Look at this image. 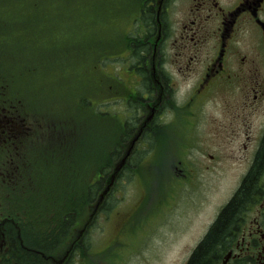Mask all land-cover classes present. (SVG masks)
Returning a JSON list of instances; mask_svg holds the SVG:
<instances>
[{"label":"rangeland","instance_id":"374dc122","mask_svg":"<svg viewBox=\"0 0 264 264\" xmlns=\"http://www.w3.org/2000/svg\"><path fill=\"white\" fill-rule=\"evenodd\" d=\"M182 1L183 4H176L171 0L178 13L184 15L190 0ZM16 3L18 11L14 9ZM134 11L133 3L127 0H13L11 3L0 0V75L5 81L8 95L16 102L18 98L22 100L23 110L31 116L34 124L31 125L34 131L22 158L24 174L35 173L32 170L35 167H38L37 175H42V170L51 172L55 167L67 168L73 171V175L76 171L77 174H83L84 166L87 173H95L97 177L99 171L96 168L103 162L101 157L105 151L110 148L114 150L117 140L121 142L126 130L124 125L129 120L134 121L137 108H129L121 101L117 109L119 114L115 115L112 104L116 102L111 100V91L103 95L102 88L95 84L97 70L106 77L108 64L102 66L91 60L86 64V72L84 61L93 57L92 44H95L98 49L104 50L103 53L106 52L104 48L114 52L120 50L112 59L118 68L126 63L128 59L126 55L121 56L124 53L121 47L125 46V34L134 29ZM175 25L180 26L178 22ZM140 32L142 37L146 35V30L141 29ZM252 46L253 42L247 44V37L243 35L241 55H247ZM171 52L174 53L173 50ZM95 55L98 59L96 52ZM207 56V51L200 47L193 66L200 67ZM260 68L264 76V59ZM172 76L175 86L178 85L184 91L185 97L189 96L194 74L181 77L174 71ZM107 83L108 80L104 85L107 86ZM247 84L251 85V80L237 75L233 85L238 91L233 100L240 103L244 99L242 88ZM121 88L123 90L124 86L120 85ZM255 93L257 85L254 82L248 97L250 106L242 114L248 115L250 120L257 115V101L253 98ZM174 97L179 99L177 93ZM137 99L140 100V97ZM144 103L147 101L144 100ZM128 110L130 115L126 118L122 114ZM259 115H264V109ZM169 119L168 113L165 121ZM56 128L57 139L59 131L65 132L66 139L55 140ZM137 134L138 131L128 138L124 149L132 145ZM167 137L170 140L169 134ZM67 142L70 145H67L68 149L63 155L55 144L64 145ZM162 144V141L159 140L158 144V139L149 135L143 146L147 148V154L134 151L133 156L136 155L137 159L144 155L142 163L137 170L127 173V178L123 176L120 179L112 198L111 210H98L95 213L93 226L86 239L89 246L85 251L82 246L75 253L72 264L186 263L217 212L216 204L221 202L231 189L230 184L236 180L237 174L232 172L230 166L239 162L237 156L240 151L237 147H230L226 152L205 149L198 155L197 165L192 167L194 162L190 165L181 162L183 157L177 154L178 151L175 152L174 147L171 151L166 143L162 150ZM129 148L130 154L133 148ZM127 151L120 148L118 159L109 164L111 174L117 163L126 161L129 155H126ZM215 151H220L222 157L215 155L218 161L213 164L209 153L214 154ZM174 157L176 164L171 161ZM46 163L48 165H43ZM222 167H226L228 174ZM191 169L196 170L194 180L177 178H188ZM87 179L84 177L82 182ZM90 179L94 180L91 176ZM12 187V190L18 189V194L8 190L3 196L7 214L11 216L5 228L18 224L22 231L12 227L16 238L19 233L25 238V228L35 224H38L37 228L42 225L44 229L60 230L56 224L48 227L44 223L45 219L53 215L49 218L44 214L31 218L34 222L42 223L27 224L30 217L24 213L32 209L14 205L12 198L22 197L23 192L35 188L30 178L24 176L22 181L12 184ZM210 199L214 201L211 203ZM21 201L24 203V200ZM88 204L78 209L75 223L63 231L69 236L65 237V234L64 239L56 243L60 244L58 256L70 247L74 232L77 234L92 215L95 203ZM59 220H62L60 215Z\"/></svg>","mask_w":264,"mask_h":264},{"label":"flooded vegetation","instance_id":"af4514ba","mask_svg":"<svg viewBox=\"0 0 264 264\" xmlns=\"http://www.w3.org/2000/svg\"><path fill=\"white\" fill-rule=\"evenodd\" d=\"M174 1L183 4L182 0ZM154 18L157 28L150 39L151 51L145 65L151 87H142L141 94H138L140 91L136 84H127L119 73L114 72L116 76H112L109 86L112 102H116L112 104V112L119 114L117 109L121 101L138 111L134 117V129L131 132L124 130L122 136L126 135L127 139L120 142L122 150L127 151L131 144L127 149L123 145L138 131V139L131 147L133 150L126 164L134 151L144 146L151 131L160 133L157 136L158 144L159 140L163 142L162 150L167 143L170 149L174 147L175 152L181 154V162L188 165L194 162L192 167L197 165L198 155L205 149L226 152L230 147H237L240 151L237 156L239 162L230 166L237 174L236 180L230 184L231 189L226 196L216 204L217 212L200 243L242 187L264 144V115H259L264 109V76L260 68L264 59V0H190L184 15L178 13L171 0H157ZM176 22L180 26L177 27ZM243 35L247 37V44L253 42L247 55H241ZM200 47L207 51L208 56L200 67H195L193 63L199 56ZM151 58L153 61L150 63ZM142 64H125V74L136 77L132 83L143 81V73L139 72ZM174 71L181 77L194 74L189 96L185 97L184 91L175 86ZM237 75L252 82L242 88L244 99L240 103L233 100L238 91L233 85ZM4 82L0 78V264H20L26 257L35 259V255L24 253L28 251L41 255L48 264H72V258L89 235L95 215L91 218L93 223L91 220L87 223V228L77 234L74 232L72 244L60 256L57 250L54 255L36 249V242L23 238L22 233L16 238L13 228L22 231L18 224L5 228L11 216L4 205V188L19 169L18 162L25 154L23 149L34 124L31 116L23 110L22 100L18 98L16 102L8 95ZM254 82L257 85V93L253 95L257 101V115L250 120L248 115L242 114L250 106L248 97ZM120 85L124 86L123 90L119 89ZM176 93L178 100L174 97ZM138 97L139 105L134 103ZM168 113L170 119L165 121ZM122 115L127 118L130 111ZM130 121L125 123V129ZM215 155L222 157L220 151L210 152L213 164L218 161ZM171 161L176 164L175 157ZM222 170L226 171V167ZM195 175L196 170L191 169L190 176L183 179L194 180ZM213 201L210 199L211 203ZM68 236L66 234L65 237ZM226 239L223 252L212 264H264V167L257 179L254 198L242 207L237 226ZM48 240V244L51 243L52 239Z\"/></svg>","mask_w":264,"mask_h":264},{"label":"trees","instance_id":"16d2710c","mask_svg":"<svg viewBox=\"0 0 264 264\" xmlns=\"http://www.w3.org/2000/svg\"><path fill=\"white\" fill-rule=\"evenodd\" d=\"M6 1L7 3H11L13 0ZM127 2L133 3V7L135 10L133 15H135V20L133 22L134 29L131 30L129 34H125V46L121 48L127 49V51L123 49L124 53H121V56L127 55L129 61L136 60V63H143L141 68H139V72L143 73V81L139 83L138 87L139 92L141 90V87H151V85L149 84L150 81L146 76L145 65L146 59H148L149 53L151 51L150 39L157 28L154 18L156 13L157 0H127ZM16 5L17 3L14 4V9L17 11ZM161 17L163 18V13ZM141 29L146 30V35H144L143 37L141 36ZM92 48L94 49L93 57L87 61H84V70L86 72V64L91 60L94 63L97 62L98 64H101L102 66L108 64V68H110L112 64L116 65V62L112 61L111 57L117 56V53H119L120 50L119 52H114L109 48H104L106 52L103 53L104 50L98 49L95 44H92ZM128 51L130 52L128 53ZM95 52L96 54H98V59L95 55ZM103 79L110 81L111 77L104 76ZM141 92L142 91H140L138 94H141ZM138 101L139 100L137 99L134 101V103L138 104ZM134 124L135 122L131 120L126 124V130L131 132L134 129ZM159 134L156 131L150 132L151 137L154 139H158L157 135ZM123 138L124 140H126L127 136H122L121 140ZM55 145L59 146L60 153H63V155H65V149L67 150V145L70 144L67 142L64 145ZM120 148V143L117 140V146L114 150H111L110 148L105 151V153L101 157V161L103 162H101L100 166L96 168V171H99L97 177L95 173H87L86 168L81 165V163L79 165L83 166L84 168L83 174H77L76 171V173L73 175V171L67 170V168L59 169L57 167H55V169L51 172L49 170H42V175L36 174V171H38V167H35L32 169L33 171H35V173L28 175L25 174V177L30 178V182L35 184V188L30 192H23L24 196L22 197L15 196L14 198H12V201L15 203L14 205L16 207L22 206L32 209L24 213L26 216L30 217V219H28L26 222L27 224L38 222H34L31 218L42 216L43 214L45 217L49 218L51 215H53L52 218L45 219L44 223L49 225L48 227H52V224H56V226H59L60 229H44L42 225L41 228H37L38 224L26 227L24 230L25 238L30 242H36V246L34 245L36 249L44 250L49 254H56V250L58 249L56 243L59 240L64 239L66 233H64L63 231L66 229V227H68L69 225L71 226L75 223V216H77L78 209L83 208L87 203H89L88 205L96 203V201L100 197V194L105 190L107 182L110 179L112 169L109 164L118 159ZM146 150L147 148H143V146L141 145L140 148L136 149V153L142 151V153L145 155L147 154L145 153ZM143 156L137 159L136 155L133 156L132 154L129 164H126L121 168L118 174V178L112 186L113 189H110L107 195H105L103 202L100 204L101 212H103L104 210H111V203L114 199V192L118 187V184H120V179L123 176H126L127 178V173L131 174L132 172L137 170V167L142 163ZM43 165L48 164L46 163ZM263 167L264 144L260 150L256 164L244 180L242 187L226 207L220 218L214 223L203 241H201L198 246H196L190 257L188 258L186 264H212L213 261H215L216 258L220 255V253L223 252L227 241L226 237H228L231 232L235 230L242 207L249 201H252L256 194L257 179ZM45 176L47 177L43 178ZM90 176L92 179H94L95 177L96 178L91 181ZM84 177L88 179L87 181L82 182ZM23 178L24 177L19 178L16 183L20 180L22 181ZM11 188L9 187L11 193L14 191L15 194H18V189L12 190ZM21 200H24V203ZM59 215L61 216L62 220H59ZM38 223L42 222L40 221ZM91 226H93V224H91ZM12 237L14 238L13 235ZM50 238L52 240L51 243L48 244V239ZM88 246L89 243L85 241L84 244L82 243L80 245V247L78 246V249L82 247V250L85 251ZM24 253L27 255H35L36 257L35 259L32 257H26L21 260L20 264H48V262L44 260L39 254L30 251Z\"/></svg>","mask_w":264,"mask_h":264}]
</instances>
